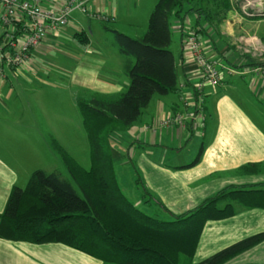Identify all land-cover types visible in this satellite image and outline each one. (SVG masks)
Instances as JSON below:
<instances>
[{"label": "crops", "instance_id": "crops-1", "mask_svg": "<svg viewBox=\"0 0 264 264\" xmlns=\"http://www.w3.org/2000/svg\"><path fill=\"white\" fill-rule=\"evenodd\" d=\"M81 1L84 10L75 7L66 26L48 29L20 65L8 59L17 48L10 46L6 35H21L25 19L22 16L11 25L4 23L0 2V213L12 188H25L35 170L58 174L50 169L52 160H56L54 143L78 162L71 152L74 148L66 144L67 140H78L69 130L68 111L55 116L44 113L43 123L37 115L46 79L56 76L66 92L71 89L73 93H67L76 108L78 99L123 92L129 84L127 71L134 58L119 52L111 29L131 37L142 36L157 2ZM221 1L210 0L205 5L211 13L207 17L191 11L183 19L170 18V48L178 74L176 90L154 95L130 129L110 137L112 153L116 152L114 162L119 159L128 168L130 180H126L140 192L141 202L145 200L137 178L174 214L193 209L229 186L264 183V15L246 14L255 6L247 10L245 4L238 6L228 0L229 7H225ZM36 2L43 9L59 11L67 0ZM192 29L199 34L206 57L219 62L221 79L216 86L204 87L203 125L197 119H186L184 126L166 125L165 118L185 109L182 99L192 100V84L198 78V66L186 43ZM38 61L45 65L38 67ZM78 114L76 133L80 124L85 130L79 108ZM249 163H259V171H240ZM64 179L80 192L72 179ZM128 199L149 214L147 208ZM235 210L232 216L204 223L192 262L264 231V208L236 204ZM0 264L111 263L62 242L36 244L0 238ZM225 264H264V241Z\"/></svg>", "mask_w": 264, "mask_h": 264}, {"label": "trees", "instance_id": "trees-1", "mask_svg": "<svg viewBox=\"0 0 264 264\" xmlns=\"http://www.w3.org/2000/svg\"><path fill=\"white\" fill-rule=\"evenodd\" d=\"M221 2L229 7L228 0ZM208 3L210 0H157L142 36L131 37L111 29L119 52L133 57L134 62L128 68L129 84L123 92L77 100L87 135L90 166L84 168L54 143L80 192L55 172L35 170L25 188H12L0 213V238L36 244L62 242L111 264H181L182 256L188 258L187 264H225L264 241L263 231L202 261L190 260L207 220L232 216L236 204L264 208V183L229 186L193 209L174 214L137 178L142 196L171 217L161 220L125 196L115 168L112 134L130 129L154 95L176 90L178 74L170 48V18L183 19L191 11L207 17L211 14L205 7ZM260 166L249 163L240 171L257 173Z\"/></svg>", "mask_w": 264, "mask_h": 264}, {"label": "built area", "instance_id": "built-area-1", "mask_svg": "<svg viewBox=\"0 0 264 264\" xmlns=\"http://www.w3.org/2000/svg\"><path fill=\"white\" fill-rule=\"evenodd\" d=\"M0 2L3 6L2 20L4 23L11 25L14 21H20L22 16L25 19L20 28L21 35H14V32L6 35L10 46L14 49L17 48L14 56L8 58L10 62L16 65H20L26 59L30 49L45 37L48 29L66 26L70 12L75 7L84 10L81 0H67L59 11L43 9L36 0H0ZM248 7H246L247 10ZM255 7L254 11L248 10L246 14L249 16L264 15V6L261 2L256 4ZM186 43L198 66V78L192 84V100L182 99L185 109L165 118L163 123L166 125L184 126L186 119H197L199 124L203 125L204 87L206 85L216 86L221 79L219 62L216 59L206 57L202 50L200 36L195 30L192 29L187 33ZM1 61L0 57V65ZM187 108L192 109L187 110Z\"/></svg>", "mask_w": 264, "mask_h": 264}, {"label": "rangeland", "instance_id": "rangeland-1", "mask_svg": "<svg viewBox=\"0 0 264 264\" xmlns=\"http://www.w3.org/2000/svg\"><path fill=\"white\" fill-rule=\"evenodd\" d=\"M236 4L238 6L240 5H248L250 8H255L254 6L256 4H258L259 2L262 3V6H264V0H231V3ZM209 4V3H208ZM246 6V7H248ZM256 9V8H255ZM56 60L57 59H53ZM39 64L41 65H37L38 67H43L44 61H38ZM55 64V63H54ZM45 80V79H44ZM48 81V83L45 82L46 87L43 88L42 92L40 93V97L38 99V105L40 106L38 108V117L40 119V121L43 123L44 120H42L41 118H44V113L48 114H52L53 116L59 114L60 112L63 111V115L65 114L66 110L69 113V130L73 131L74 137L75 135H77V138L74 139H70L69 141L67 140V146L74 148L75 151H71L74 153L76 159L78 160V163L81 164L83 167H88L90 164V158H89V148H88V141H87V135L85 130H81V124L79 125V130L76 133L77 129H78V124H77V119H79V114H78V108H76L72 102V98L70 93L67 92H71L65 91L66 90V86L60 85L58 84V78L56 76H50L48 79H46ZM51 83H50V82ZM62 84V83H61ZM76 94V93H75ZM62 105V108L61 106ZM66 105H68V107H66ZM66 107V108H65ZM43 125V124H42ZM44 127V125H43ZM66 142V141H64ZM70 148V149H71ZM77 149V150H76ZM54 153L53 155H55V157L53 156L54 159H56L55 161L52 160L50 167V169L58 172V174H60L62 177L64 178H68L71 179L69 176V173L67 172V169L65 167V165L62 162L61 156L59 155V153L57 151H55L53 149ZM76 152V153H75ZM113 155L116 156V152L113 153ZM116 167H117V171L120 177V182L122 181L123 186H122V190L125 194V196L128 198H131V200L135 201V203H137V205L141 208H147V212L158 218L161 220H169L171 219V217L164 212L163 210H161V208H159V206H155V204L152 201H149L148 197H144L143 199L145 200V202H141V200L139 199L140 197V192L139 191H135L134 190V186H131V183L128 181L129 176V170L128 168H126L125 166H123V164H121V160L116 159V161L114 162ZM49 166V165H48ZM128 167V166H127ZM128 179V180H126ZM179 214V213H177ZM191 260V259H190ZM181 264H187L188 262V258L186 257H181L180 258Z\"/></svg>", "mask_w": 264, "mask_h": 264}]
</instances>
